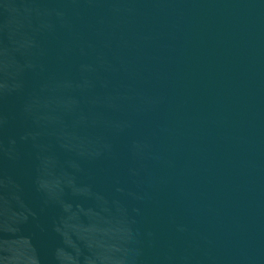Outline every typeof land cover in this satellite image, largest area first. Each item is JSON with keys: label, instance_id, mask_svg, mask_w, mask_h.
<instances>
[{"label": "water", "instance_id": "water-1", "mask_svg": "<svg viewBox=\"0 0 264 264\" xmlns=\"http://www.w3.org/2000/svg\"><path fill=\"white\" fill-rule=\"evenodd\" d=\"M0 264H264V0H0Z\"/></svg>", "mask_w": 264, "mask_h": 264}]
</instances>
